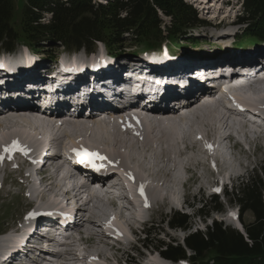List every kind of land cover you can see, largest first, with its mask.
<instances>
[{"label":"rangeland","instance_id":"1","mask_svg":"<svg viewBox=\"0 0 264 264\" xmlns=\"http://www.w3.org/2000/svg\"><path fill=\"white\" fill-rule=\"evenodd\" d=\"M13 1L15 3V9L17 10L18 15H19L18 19H20L21 18L20 9H23L24 6L22 5L25 2V0H13ZM210 1L211 0H205L204 6L207 5L208 15H212V17L215 16L216 18L214 19L212 18L213 21L211 20L209 22V25L213 26L214 25L213 23L217 22L216 20H220V21L222 20L221 23L224 24L223 30H226V34L217 35L214 29L211 30L210 27L201 28V29L199 28V30L197 29L192 32L189 31L191 34L190 39L197 40L198 42L192 43L190 40L182 41L180 43V46L184 48L187 47L188 49H186L187 51L186 50L181 51L179 53L181 54L180 56H187V57L191 56V58L193 59H196V57L204 58V57L223 56L221 53H224V52H216L215 54L214 52H209V49L210 51H212L211 49L225 50L227 49V47H231L232 45L237 46V44L239 43V40L235 38V35L238 33H241V31H244V27L239 26L236 23L237 19L239 18L240 4L237 3V0H215L218 2L213 3L212 1V4ZM203 2L204 0H201V3ZM208 2H210V4ZM234 3H237V4H234ZM195 4L197 5L198 3L195 2ZM168 25L172 26V24H168ZM145 40H149L150 44H155L158 42V40L155 41L156 40L155 36H150V35ZM162 42L165 45L172 43V42L169 43V41L167 42V41L162 40L157 45H160ZM132 44H135L136 47H139L143 44V42L138 41L137 43L133 42ZM19 45L20 44L16 45L18 47L13 52H10V53L8 52L6 53V55L0 54V62L2 60V63H3L2 65L3 70L2 72L0 71V79L2 78L0 80L1 82L0 83V92H1L0 94H3V93L24 94L28 91H31L30 89L34 85H37L38 88L40 87L39 89H42L45 86V80H46L45 77L50 76L52 73L59 72L60 65L67 64V66L71 65L72 67H77V66L83 67V66H90V64L101 63L100 62L101 60H105V61L109 60L107 58L109 55L106 51V48L102 44H97L96 47H94L93 53H88L84 51L67 52L68 49L67 50H65L64 48L61 49L54 45L52 46L49 45L50 47H48L47 45L45 46L46 49H44V51H47L48 53L47 52L38 53L40 54V57L38 54L33 53L31 49L25 46L21 48ZM170 46H172V44H170ZM258 48L263 49L264 44H260ZM53 49L55 53L57 54V58L60 59V61H54L56 62L57 67L52 68L50 72L36 74L34 72L35 70L34 67L39 66L40 64H45L43 61L40 60V58H44V57H47V55L49 56L50 54H52L51 52ZM199 50L205 51L204 54L200 55L201 53H198ZM234 52L235 50L229 51V52L225 51V53L227 54H224V55H229ZM137 54L138 55H136L135 58H132L130 62L138 64L139 61L143 60L140 58L149 57L147 58L148 60H152L154 64H158L160 60L162 61L163 59V56H161V54L159 55L154 54L150 56L144 55L142 53H137ZM212 55H215V56H212ZM106 58L108 60H106ZM5 62L7 64H10L9 66H11L12 69H14V67L18 69L19 68L25 69V68H30L29 66L31 65L33 66L29 70L22 71L21 73L18 70L19 72L15 73V71L6 67ZM187 62L190 63L188 60ZM200 62L202 61H199V62L196 61L193 64L195 63L200 64ZM7 71L12 73L11 76L7 75L8 74ZM57 78L58 76L54 78L56 80H52V81L53 83H56L57 81L61 82L60 87L62 85H67V84L69 85L72 82H74V79L73 80H69V79L61 80L60 79L59 81V79ZM21 81H22V84H21ZM36 81H37V84H36ZM88 83L89 82H84L82 85H88ZM52 92L55 93L54 91ZM56 99L63 100V97L61 98V96L57 95ZM70 100H73V99L71 98ZM11 107L19 108L21 106L19 103L16 102L15 105L11 104L9 106H6V108L4 109H9ZM149 112L150 111L148 112L145 111L143 112L142 115L148 116V118H155V119L159 117V115H152ZM92 120L93 119H90L88 123L95 124V120L93 121ZM161 121H164V120H161ZM6 122L7 121H5L4 124ZM115 122L117 123V121ZM80 125H83V124H79V126ZM132 136H135V135L129 134L128 136V134H125V137H123V139L124 140L131 139ZM117 138L121 139L122 137H117ZM239 138L241 139L243 143L245 144L249 143L248 142L249 138L246 135H240ZM9 141L11 142L10 139H7L6 148H7V145L10 143ZM260 143L262 144V142ZM157 145H156V148H157ZM66 146L70 147L68 142L67 144H65V147ZM232 146H233V143H232ZM72 148L75 150V147H72ZM156 148L153 151L152 160L149 159L145 161L144 163H142L141 165H142V168L147 170L148 172L156 173L159 175V177L164 178L165 174L163 171L167 170L171 172L172 166L169 163L161 162L159 159L155 160L153 158V157H156V155L158 154L157 151L160 148H163V146H159L157 149ZM208 150H207L208 155L210 156L211 154V156L205 159L200 158L202 159L204 164H200L197 161L199 160V158H194L195 159L194 164L190 165L192 168L191 171L183 173L184 174L183 179L186 181L187 184H186V187L184 188L180 187V191H179L180 193L178 196L176 195L177 196L176 200L179 201V204L181 205L179 209H173L172 206L165 205L161 201L157 205H155L152 210L149 211L147 209L149 211L148 212L149 221L148 222L145 221L144 225L138 228V232L132 231L133 236L130 231H127L126 232L127 237H128L127 239L129 240V237H132V240H129L132 244L127 245L128 246L127 247L125 244H122V243L120 244L117 242L116 245H119V248H120L119 250L116 249L115 246H112L110 244L111 241L106 236H104L105 239L104 238L102 239L103 234L100 232L101 235L99 236V238L95 237L96 239H93L88 244L84 242V245L85 244L86 245L82 249H80V251H83L84 253H87L89 255V257L86 258L87 260L85 259L84 264H147L150 260H152V258L160 257L156 249V246H158L160 243L158 241H163L166 243H170V242L183 243L184 239L190 233H193L197 230L205 232L207 226H211L213 221H217V222L222 221V223L225 226L233 227L232 225H230L229 221L235 220L236 217H229L228 211L229 209L230 210L237 209V207L235 205L234 206L229 205L228 199L226 197L220 196L219 200L222 203L223 208L226 213H222V212L218 213V212L211 210L209 206V202L214 192L212 187L213 185H216V184L218 185V182H217L218 175L221 178V181L225 180L223 183L227 181L230 185L234 183L237 184L241 181L242 178H245L248 174L251 173V170L253 167L264 165V147L262 148L257 147V150H254L253 144H249V146L246 145L245 147L238 146V148H236L235 150L233 149L229 150L228 148H226L225 150L224 148L218 150L214 146L211 149L209 148ZM189 158L188 157L186 158L185 160L186 163H189L191 161ZM19 159L16 158L14 160V163L10 165H6L5 163H2V161L0 160V163H1L0 171H2L0 172L1 173L0 174V232L6 233L10 230L9 232L10 234H8V236H6L5 238L11 237L15 240H17L18 239L17 237L19 236V234L16 232L18 231L20 223L28 217L27 214L29 215L31 214V212L29 213V211L31 207L30 203H32L30 202V199L28 198L27 193L24 191L26 188L25 184L26 182H28V179L26 180L24 178V172H23L24 169L26 168V165L22 167L19 164V162L21 161ZM188 159H189V162H188ZM107 162L111 163L112 161L107 160ZM120 163L121 162H119L118 164V161L117 162L114 161L112 162V165L114 167H122L120 166ZM18 164H19V169L13 170L12 168L16 165L18 166ZM5 165L7 166V168L4 172V168L6 167ZM225 174H227V177L229 175V179L225 176ZM126 176L131 181V183H133L134 185H138V182H136L137 180H134V178L128 172L127 169H126ZM195 177H198V178H195ZM148 179L150 180H146L147 182L148 181L150 183L153 182L151 181V178H148ZM83 180H86V178H83ZM2 181H4V184H1ZM230 185L225 186L227 193L231 192ZM201 186L203 187V190L199 189ZM135 198L137 199L138 208L140 209L144 208V207H141V205H139V202H142V201L140 199L138 200L137 197ZM109 204L112 205L111 203H104V201L97 200V202L93 204L92 210L98 212L99 215H103L104 213H107L108 211H110L116 216L121 217L120 210L116 211L114 209L115 210L114 211L113 207L109 208L108 206ZM176 211L186 213L191 217V223H190L189 230L171 229L168 226L167 219L169 218L170 215H172ZM90 214L95 215L91 211H90ZM244 218L247 223H251L254 221V218L252 217L251 213H247L244 216ZM102 225H103V228L106 229L105 227H107V225L104 224L103 221H102ZM88 226L89 225H86L87 228H89ZM97 227H100V226H97ZM97 227H95V229L98 230ZM143 230L146 232V234H148V236L142 233ZM5 238L1 239L0 243H2V241ZM143 239H145L146 241L145 244L146 245L148 244L149 246L144 247L143 243H140V241H142ZM102 243L106 245H103ZM95 246H98L104 253L107 254V257H110V259L106 257L100 258L97 255L95 256L92 255L91 250H93ZM1 249H2V246H0V259L2 255L4 256V253L1 251ZM160 259L163 260L165 263L173 264V263L166 262V260H164L162 257H160ZM5 260L7 261L8 258H6ZM5 264H8V263H5ZM177 264H186V263L182 262V263H177Z\"/></svg>","mask_w":264,"mask_h":264},{"label":"trees","instance_id":"2","mask_svg":"<svg viewBox=\"0 0 264 264\" xmlns=\"http://www.w3.org/2000/svg\"><path fill=\"white\" fill-rule=\"evenodd\" d=\"M22 6L18 19L14 1L0 0L3 51L17 49L19 42L34 53L47 52L44 51L47 44L64 46L68 51L91 50L94 41H102L111 53L120 54L127 45H135L132 43L142 41L148 34L157 40L164 38H160V12L171 17L168 39L175 43L183 41L185 38L180 40V37L187 35L178 32L203 23L185 0H107L105 4L97 0H25ZM243 8L238 21L246 27L237 36V47L264 43V0H243ZM51 53L47 55L49 58L55 53L54 49ZM228 196L229 204L240 209L247 240L239 231L213 221L205 232L190 233L185 238V247L178 242L158 241L156 249L173 262L264 264V165L235 185ZM209 206L218 213L225 211L217 196L211 199ZM247 213H251L253 222L245 221ZM167 223L172 229L189 230L191 217L176 211Z\"/></svg>","mask_w":264,"mask_h":264},{"label":"bare ground","instance_id":"3","mask_svg":"<svg viewBox=\"0 0 264 264\" xmlns=\"http://www.w3.org/2000/svg\"><path fill=\"white\" fill-rule=\"evenodd\" d=\"M230 58L231 57L224 58L225 61L222 59L224 63L222 64L218 63V64H221L222 66L223 64L229 63L233 67H235L237 63L234 61L230 62L231 61ZM140 59H143V60L138 62V67L144 66L141 70L144 73H147V71H150V73H153V74H161L163 71H167L166 70L167 68H164V67H158V66L150 67V66H154V62L152 60H148L145 58H140ZM185 60H188L190 63L183 64L182 65L183 68H187L189 67V64H193L194 62H196L195 59L191 58V56L189 58L183 57V60L181 61L184 62ZM255 60L257 61V64L260 63L258 62L260 60L258 56H256ZM131 63L132 62L125 61V60L124 61L122 60L113 61L109 63L108 70L113 69L114 71H117L118 73H123L124 68L128 69L129 73L122 74V79L126 81L128 79H132V74L130 73L132 70ZM166 64H170V63L167 62ZM5 65L7 68L12 69V67L9 66L10 64H7L5 62ZM231 65H229V67ZM32 66L33 65L29 67L31 68ZM30 68H25V69L19 68L18 69L14 67V69L12 70L15 71V73H18L19 71L21 73L22 71L29 70ZM145 68H149V69L146 70ZM102 72H105V71H102ZM56 75L57 73L51 74V76H56ZM104 76L105 74L103 73L102 77ZM138 78L140 81H138L137 84H134L132 87V90L134 92L140 89L142 85L141 84L142 80L144 78H147V76L142 74ZM191 79H192L191 83L185 85L184 88L190 91L198 89L200 87L198 82H201V80L199 78H194V77ZM162 82L165 83L167 82V80H163ZM21 84H22V81H21ZM36 84H37V81H36ZM96 84L100 85V83L95 82V85ZM95 90H96V87L93 86L91 88V92H94ZM179 90L175 91L174 95H177ZM232 98L234 99L235 103L261 109L264 111V79L258 80L255 85L249 86L246 84H241L238 87H233ZM175 100L176 98L172 99L170 103L173 104ZM31 102L36 104L35 98H33ZM89 103L91 104L93 102L89 101ZM11 104L15 105V102L11 101L9 105ZM41 107H44V106H41ZM152 108L154 109V106ZM132 110L139 111L138 109H132ZM7 111H13V109H9ZM16 111H38V110H22L21 109V110H16ZM140 111H143V109ZM129 112H131V110ZM150 112L152 115H158L157 112L155 111L153 112L152 110H150ZM200 112L203 114L202 118L200 120H196L195 122H191L190 126H188L189 120L188 119L184 120L186 122V126H188L184 131L187 135H185L184 132L181 131L182 126L180 127L179 124H177L175 120L167 119V118L162 119L158 117L156 119L155 118L140 119V122H141L139 124V126L141 127L140 130H134L135 126L132 123L131 124L121 123L120 127H118L117 124H103L99 122L95 124H90V126L85 125V123L84 124L83 123H68L67 127L69 129L66 130L68 132L65 133L64 144H67L68 142L69 146L75 147V149L77 148L76 150H93L99 154L104 155V157H106L107 160H110L112 162L118 161V164L119 162H121L120 166H122L125 170L127 169L128 172L134 178V180H137L136 182H138L141 185H144L143 188L146 187L144 188L147 190V191L144 190V192H146L145 198L141 200L142 202H139V205H141L145 209H148L149 211L152 210L153 207L157 205L160 201L165 205L172 206L173 209H179L181 205L179 204V201L176 200V198L180 193L179 192L180 187L184 188L186 187V184H187L186 181L183 179V175H184L183 173L191 171L192 168L190 165L194 164V160H195L194 158H199V160L197 161L201 164L204 162L200 158L205 159L211 156V154L210 156L208 155V151H209L208 145L212 146V144H214V147L216 149L218 150L221 149L220 142L216 144L215 138L218 137L221 133L220 129L217 126H218V123L220 122V119L223 113L226 112L225 107L224 108L220 107L218 109V108H213L210 104H208L207 106H204L202 111ZM12 113L13 112H9L8 114L13 115ZM126 113L127 111L124 113L118 114V115H125ZM112 115L113 114L110 113L108 115L101 114L99 116L100 117H106V116L112 117ZM117 117H120V116H117ZM133 117L134 119H138V117H136L135 115ZM166 117H170V116H166ZM126 120L129 121V118H127ZM161 120H164V121H161ZM4 122H0V150H2L4 147L6 148L7 139H10L11 141L15 140L22 147L21 154H22V157H24L23 159L24 162L26 163L28 162L26 158L28 154L30 153L33 154L41 149V147L47 141V138H48L47 133H49L52 129L49 125H47V123L44 120L43 121L25 120L24 123H21V122L15 123L12 126H5L7 124L6 123L4 124ZM79 124H83V125L79 126ZM238 126L241 127V129H244L241 123H239ZM125 134H128V136L129 134H134L135 136H132V138L134 139L131 138L132 140L131 139L124 140L123 137H125ZM117 137H122V138L119 139ZM220 139L222 141H227V140L230 141L231 136L230 135L227 137L220 136ZM189 140H191L193 143L190 144ZM156 145H157V148L159 146H163V148H160L157 151L158 154L156 155V157H153V158L155 160L159 159L161 162L169 163L172 166L171 172L167 170L163 171L165 174V176L162 174L164 178L159 177V175L156 173L148 172L147 170L143 169L141 165L142 163H144L145 161L149 159L152 160V154L156 148ZM187 157L188 158L190 157L189 159L191 161L189 162V159H188L189 163H186L185 161ZM8 162L10 161L7 160V163ZM87 163L92 166L98 165L94 162H90L89 160L87 161ZM6 168L7 166L4 169ZM225 176L227 177V174H225ZM148 177L151 178V181H153L152 183H150L149 181L148 182L146 181V180H150L148 179ZM24 178L26 180L28 178L32 179L30 175L28 176V178L24 175ZM195 178H198V177H195ZM227 178L229 179V175ZM39 185H40L39 181H34L32 179L30 181L29 186L27 187L29 188L28 198L30 199V202L32 203H30L31 207L29 211V213L31 212V214L30 215L27 214L28 217L25 220H31V219L34 220L35 218L41 219V217H44V215H50L52 217L53 216L60 217L62 215L68 216L65 213H68L69 209L66 207V204H64V202L62 201V198L58 196V193L54 191L55 189L56 191H61L59 184L56 181L51 182L43 190L38 188ZM130 189L132 190V193L134 194V201H136L137 203V199L135 197L138 198V196L136 195V192L134 191L133 188H130ZM199 189L203 190V187L201 186ZM89 192L94 198H96V200L103 201L101 199L102 196H100V192L96 193V192H93V190ZM69 193H70L69 191L66 193L65 191L63 192V194L65 195H69ZM84 197L85 196H83L79 200H82ZM108 206L109 208L112 207V205L110 204ZM89 214H90V210L86 212V217L88 218L86 225H89L88 226L89 228L84 227V229L86 230V232H88V236H89L88 242H91L93 239H96L95 237L99 238L101 234L99 230L95 229L96 226L95 225L93 226V222L89 220L90 219V217H88ZM111 214L113 213L108 211L107 213H104L103 215L98 214V216L103 219L104 224L107 225L106 228L109 227L110 228V229L108 228L109 231L111 230L114 236L120 238L121 241L124 242L126 246L131 245L132 243L127 239L128 237H127L126 232L128 231V228H126L124 221L122 220L121 217L116 216V215L112 216ZM137 216L141 220H145V214L143 210L140 208L137 209ZM229 223L232 224L236 228H241V225L238 223L236 219L233 221H229ZM55 224H59V222L57 221ZM84 229L82 227L78 229L76 233L82 234V232H84ZM17 233H19V235L25 236L26 230L24 229L23 226L20 225ZM104 236L105 235L103 234L102 239L104 238ZM19 240L21 241L20 238L15 240L11 237H7L2 241V243H0V246H2L1 251L4 253V256L9 259L8 263H11L10 257L14 255H18L19 252H20L19 255H22L25 258L29 257L28 254H26L27 250L25 248H23V250H20ZM117 242L120 243L119 241ZM70 244H71L70 245L71 249L69 250V252H66L61 257V259L64 258L63 260L66 259L65 257H69V260L66 262L64 261V264H75L89 257L86 255L82 257L77 256L75 252L76 250L75 245H74L75 243L72 241ZM102 244L106 245L104 243ZM33 249H35L33 246L29 247V251ZM92 253H93L92 255L94 256L97 255L100 258L106 257L110 259V257H107V254L104 253L98 246H95V248L92 250ZM29 264H35V262H32V263L30 262ZM147 264H168V263H165L163 260L160 259V257H154Z\"/></svg>","mask_w":264,"mask_h":264},{"label":"snow or ice","instance_id":"4","mask_svg":"<svg viewBox=\"0 0 264 264\" xmlns=\"http://www.w3.org/2000/svg\"><path fill=\"white\" fill-rule=\"evenodd\" d=\"M17 146H18L17 142H14L13 148H15ZM208 147L211 149L212 146L211 145H208ZM5 151H8V149H5ZM77 154L80 155V156L95 155V154H89V153H86V152H78ZM143 194H144V192H143V186H141V195H143Z\"/></svg>","mask_w":264,"mask_h":264}]
</instances>
